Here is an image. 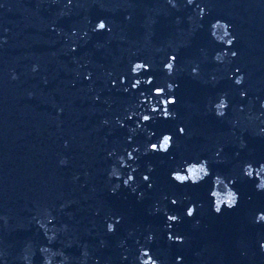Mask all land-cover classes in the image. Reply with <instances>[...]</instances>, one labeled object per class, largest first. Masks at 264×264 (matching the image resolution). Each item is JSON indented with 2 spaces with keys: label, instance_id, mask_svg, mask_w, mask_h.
<instances>
[{
  "label": "water",
  "instance_id": "95a60500",
  "mask_svg": "<svg viewBox=\"0 0 264 264\" xmlns=\"http://www.w3.org/2000/svg\"><path fill=\"white\" fill-rule=\"evenodd\" d=\"M260 213L264 0H0V264H264Z\"/></svg>",
  "mask_w": 264,
  "mask_h": 264
},
{
  "label": "clouds",
  "instance_id": "9594fccd",
  "mask_svg": "<svg viewBox=\"0 0 264 264\" xmlns=\"http://www.w3.org/2000/svg\"><path fill=\"white\" fill-rule=\"evenodd\" d=\"M216 23H221V21H217ZM223 23H225V22H223ZM225 24H227V23H225ZM98 25H99V29H100V30H103V29L106 28V24H105V22H104L103 20H101V21L98 23ZM233 43H234V38L232 39V41H231L227 46H228V47H231V46L233 45ZM73 50L75 51V49H73ZM233 55L236 56V53L233 52ZM170 59H171V58H170ZM147 71H150V66L147 68ZM148 80H149V85H151V84L153 83V78L150 77V78H148ZM122 82H124V81L122 80ZM235 82H236V83H239V79H236ZM114 86H115V85H114ZM156 92H157V89L154 90V95H155ZM165 94H166V93H164V95H165ZM169 99H172V100L174 101V103H172L170 106H173V105H175V104L177 103V100H176V98H175L174 96H173V97H170ZM170 106H169V107H170ZM164 110H165V109H164V106H163V111H164ZM159 111H160V109L157 108V109H156V112L159 113ZM163 118H164V119H169L167 116H163ZM151 121H152V119H150V118H145L144 123L147 124V123H149V122H151ZM179 132H180L181 135L185 134V130H184V128L181 127V128L179 129ZM152 134L155 135V133H152ZM162 137H171V138L173 139V141H174V137H173L171 134H169V133H165V134H163ZM165 144L167 145V140H165ZM170 150H171V148L169 149V151H170ZM149 152H151V146H149ZM157 153H159V152H157ZM168 153H169V152H168ZM163 154H167V153H163ZM174 177H175V171H173V172L171 173V179H172L173 181H175V182H176L177 179H183V177H179V178H174ZM133 179H135V177H133ZM143 180H144L145 182H148V181L150 180V177H149L148 175H144V176H143ZM125 186H127V185H125ZM149 186L151 187V185H149ZM210 195H211V193H210ZM178 203H179V201L176 200V199H172V200H171V204H172L173 206L178 205ZM213 210H214V212H215L216 214H221V213H222V209H218V208L213 207ZM196 211H197V206H196L195 204L190 205V206L187 208V210H186V215H187V217H189V218H193V217L195 216V214H196ZM258 215H259L260 219L264 220V213H260V214H258ZM166 216H167V221H168V229H171V226H172L173 224L181 222V217H180L179 215L166 214ZM113 231H115V229H113ZM168 239H170L171 241L176 242V243H183V242H184L183 237H181V236L173 237L171 234L168 235ZM261 247L264 248V244H262ZM177 264H182V258H181V257H178V258H177Z\"/></svg>",
  "mask_w": 264,
  "mask_h": 264
}]
</instances>
